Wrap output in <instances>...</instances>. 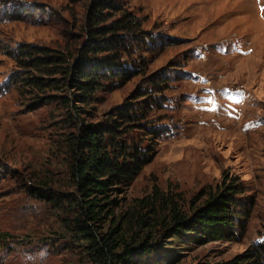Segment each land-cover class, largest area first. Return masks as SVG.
<instances>
[{
	"label": "rangeland",
	"instance_id": "374dc122",
	"mask_svg": "<svg viewBox=\"0 0 264 264\" xmlns=\"http://www.w3.org/2000/svg\"><path fill=\"white\" fill-rule=\"evenodd\" d=\"M152 38L130 61L144 74L115 81L92 110L122 102L157 79V152L119 196L116 214L163 216L200 204L232 178L243 213L232 239L167 238L173 262L219 264L264 245V0H122ZM87 0H0V264H95L66 236L62 210L27 191L48 180L70 189L64 138L70 125L55 104L32 109L11 82L7 49L20 42L75 49ZM142 199V201H139ZM158 235L163 237L162 231ZM255 264H264V253ZM251 264V263H248Z\"/></svg>",
	"mask_w": 264,
	"mask_h": 264
},
{
	"label": "trees",
	"instance_id": "16d2710c",
	"mask_svg": "<svg viewBox=\"0 0 264 264\" xmlns=\"http://www.w3.org/2000/svg\"><path fill=\"white\" fill-rule=\"evenodd\" d=\"M142 24L122 0H87L75 49L20 42L6 53L15 65L11 82L27 105L55 104L70 125L64 138L70 189L49 191L48 180L40 179L27 191L62 210L66 236L82 243L95 264L173 262L167 238L232 239L243 213L236 200L240 183L232 178L188 212L174 204L157 219L142 216L132 224L116 214L119 196L157 152L161 133L153 108L162 91L148 76L149 85L134 88L121 103L98 116L92 109L115 81L147 70L143 61H130L152 38ZM261 253L263 244L219 264H255Z\"/></svg>",
	"mask_w": 264,
	"mask_h": 264
}]
</instances>
